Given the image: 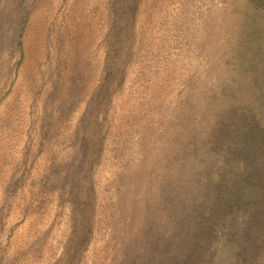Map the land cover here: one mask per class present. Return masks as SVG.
<instances>
[{
    "label": "rangeland",
    "instance_id": "374dc122",
    "mask_svg": "<svg viewBox=\"0 0 264 264\" xmlns=\"http://www.w3.org/2000/svg\"><path fill=\"white\" fill-rule=\"evenodd\" d=\"M259 1L0 0V264L176 263Z\"/></svg>",
    "mask_w": 264,
    "mask_h": 264
},
{
    "label": "trees",
    "instance_id": "16d2710c",
    "mask_svg": "<svg viewBox=\"0 0 264 264\" xmlns=\"http://www.w3.org/2000/svg\"><path fill=\"white\" fill-rule=\"evenodd\" d=\"M252 21L233 62L231 77L240 85L221 87L229 110L219 120L185 219L177 223L185 230V247L174 264H233L264 239V25ZM241 79L247 81L242 102Z\"/></svg>",
    "mask_w": 264,
    "mask_h": 264
}]
</instances>
